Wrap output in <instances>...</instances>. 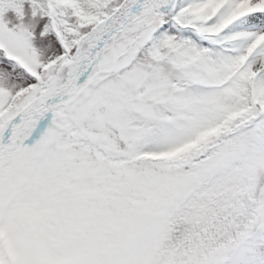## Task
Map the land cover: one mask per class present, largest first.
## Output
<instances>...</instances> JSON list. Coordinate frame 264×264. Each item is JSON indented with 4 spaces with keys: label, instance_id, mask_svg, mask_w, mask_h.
<instances>
[{
    "label": "snow or ice",
    "instance_id": "6c2138e0",
    "mask_svg": "<svg viewBox=\"0 0 264 264\" xmlns=\"http://www.w3.org/2000/svg\"><path fill=\"white\" fill-rule=\"evenodd\" d=\"M0 264H264V0H0Z\"/></svg>",
    "mask_w": 264,
    "mask_h": 264
}]
</instances>
